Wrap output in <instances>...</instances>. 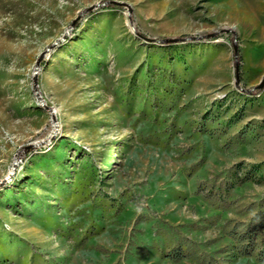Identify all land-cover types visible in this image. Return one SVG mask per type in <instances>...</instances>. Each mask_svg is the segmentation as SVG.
I'll list each match as a JSON object with an SVG mask.
<instances>
[{
    "label": "rangeland",
    "instance_id": "374dc122",
    "mask_svg": "<svg viewBox=\"0 0 264 264\" xmlns=\"http://www.w3.org/2000/svg\"><path fill=\"white\" fill-rule=\"evenodd\" d=\"M103 1L0 0V264H264V0Z\"/></svg>",
    "mask_w": 264,
    "mask_h": 264
},
{
    "label": "water",
    "instance_id": "95a60500",
    "mask_svg": "<svg viewBox=\"0 0 264 264\" xmlns=\"http://www.w3.org/2000/svg\"><path fill=\"white\" fill-rule=\"evenodd\" d=\"M110 3H113V4H118V5H123V6H126L127 7V10H128V17H129V22L131 23V16H130V13H131V7L125 3V2H120V1H115V0H105L103 1L102 3H95L93 5H90L88 6L87 8H85L81 13H85L91 9H94L96 7H99L101 5H107V4H110ZM74 21L73 20L71 22V25L69 26L68 30H70L74 24ZM223 31L225 32H231L233 34H235V31L233 29H230V28H224L222 29ZM67 32V31H66ZM214 33H209V34H206V36H209V35H213ZM199 36H186V37H164V38H154V37H145L147 40H151V41H155L157 43H168V42H175V41H181V40H188V39H195V38H198ZM63 37H60L58 40L54 41L53 43H51L49 45L48 48H51L52 46H54L55 44H57ZM233 51H234V55L236 57L237 55V52H238V44L236 42V40L234 39L233 40ZM42 54L39 55V58L37 59L36 61V64L35 65H38V61L39 59L41 58ZM36 73V72H34ZM239 83V63L237 60H235V84L238 85ZM33 85H34V92H35V95H36V98L38 99V101L41 103V104H44L42 99L40 98L38 92H37V89H36V80H35V77L33 78ZM264 86V75L262 77V80L261 82L256 85V88H262ZM52 115V118H54V115H53V110L49 107H47ZM55 124V122H54ZM13 169V168H12ZM11 174V171L9 172V174L4 177L7 178L9 175Z\"/></svg>",
    "mask_w": 264,
    "mask_h": 264
},
{
    "label": "trees",
    "instance_id": "16d2710c",
    "mask_svg": "<svg viewBox=\"0 0 264 264\" xmlns=\"http://www.w3.org/2000/svg\"><path fill=\"white\" fill-rule=\"evenodd\" d=\"M115 5L113 3L109 4L107 7H114ZM260 89H255V92L259 91Z\"/></svg>",
    "mask_w": 264,
    "mask_h": 264
}]
</instances>
